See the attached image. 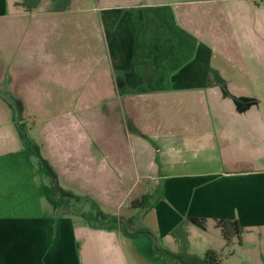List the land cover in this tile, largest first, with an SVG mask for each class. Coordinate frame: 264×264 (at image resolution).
<instances>
[{"label":"crops","instance_id":"crops-1","mask_svg":"<svg viewBox=\"0 0 264 264\" xmlns=\"http://www.w3.org/2000/svg\"><path fill=\"white\" fill-rule=\"evenodd\" d=\"M28 2L0 0V18L31 12ZM258 7L253 0H94L88 15L92 11L98 22L101 64L96 65L94 56L80 58L75 66L80 74L72 76L69 87L73 95L70 105H89L80 98L86 87L106 93L99 98L104 103L119 105L117 100L125 120H131L136 152L128 149L127 139L119 137L118 141L114 135L90 139V145L96 143L98 150L86 154L93 185L87 200L96 203L97 196L110 200L115 196L111 192L122 190L116 201L118 209L133 188L144 182L131 207L133 201L148 195L142 207L134 208L152 212L155 230L146 226L147 234L157 231L155 234L165 238L184 223L209 221L230 225L242 241L244 237L261 238L264 12L260 17ZM36 11L49 12L43 6ZM212 22L227 26L231 30L227 38L239 43V49L245 46L248 53L231 59L223 48L214 47L201 33L212 28ZM9 25L12 28H5V32L0 24V45L7 43L13 50L33 45V32L26 23ZM5 33L7 37L1 38ZM42 36L40 64L48 45L47 34ZM60 44L61 40L57 47ZM256 47L258 53L252 51ZM215 54L221 58L214 59ZM46 58V63L55 61ZM225 58L240 64V69L233 71L230 105H224V94L218 86L213 87L212 80L209 82L213 63L218 65ZM29 64L26 60L10 62L5 74L0 59V79L9 88L7 93L0 91V264H121L118 257V261H111L110 253L122 233L128 240L133 238V230L124 222H131L134 215L91 220L87 225L91 229L79 238L70 207L74 200L65 199L59 207L48 197V182L41 177L43 187L38 183L36 173H47L44 162L26 141L14 112L15 105H29L19 91H13L17 81L26 76ZM241 74L258 85L243 84ZM101 81L105 91L99 89ZM75 131L71 130L69 139L78 145ZM124 133L128 134L126 130ZM72 150L73 146L68 157H76ZM63 157L67 154L60 155ZM119 173L120 181L127 173L133 176L129 187L116 188L109 182ZM92 191L101 192L97 195ZM86 235L91 239L87 245ZM216 248L208 246L206 252L215 253ZM216 260L204 256L200 264H219Z\"/></svg>","mask_w":264,"mask_h":264},{"label":"rangeland","instance_id":"rangeland-1","mask_svg":"<svg viewBox=\"0 0 264 264\" xmlns=\"http://www.w3.org/2000/svg\"><path fill=\"white\" fill-rule=\"evenodd\" d=\"M28 1V8L31 12L12 18L1 17L0 24H2L1 28L5 29L10 27L9 24L18 23L16 26H22L26 23L33 32L31 36L33 45L15 50H13L12 45H7V43L0 45V59L5 64V74L10 62L16 64L26 60L27 64L30 63L25 72L26 76L23 79L20 78L13 88V91H19L23 97L29 100V105H15L14 112L20 126L25 130L26 141L34 148V151L36 150L37 155L44 162L43 168L47 171L45 176L39 171L36 173L39 185L41 184L43 187L41 180L43 177L48 182V197L59 207L65 199L67 201L74 200V205L70 207L73 208L72 218L78 227L77 237L81 238V233L90 228V226L87 228V225L90 224L91 220L94 221L103 216L113 218L117 216L116 218H119L121 215L132 214L134 215L132 221L124 222V225L133 230V238L128 240L124 237L127 235L122 233L123 236L121 235L120 240H115V245L110 253V260L113 262L118 261L119 258L121 264H188L186 261H198L197 264H200L204 256L205 258L207 256L206 248L215 246L217 247L214 250L215 255L206 259H217L219 264H264L263 230H261L260 239L256 236L244 237L242 241L239 233L230 225H213L209 221L207 223L203 221L194 222L188 226L184 223L183 226L167 234L165 238L155 234L157 231L145 233L149 231L146 226L155 230L152 212H142L140 210L142 208L134 209L137 207H131L132 198H136L140 190H143L144 182L133 188L131 196L124 198L121 207L118 209L116 201L121 196L119 191L122 190H116V193L111 192L110 194H115V196L109 197L110 200H106L105 196L104 198L97 196L96 203L86 199L93 188L90 174L87 173L89 170L86 167L88 163L86 154L98 150L95 146L96 143L93 142L90 145L89 140L100 135L102 139L104 136L114 135L118 141L119 137L124 141L127 139L128 149L135 153L134 134L129 122L131 120L129 118L128 122L125 120L117 100L116 103L119 105L104 103L103 99L99 100V98H103L106 93H99L98 89L90 87L84 88V94H81L80 97L89 105H70L72 102L70 98L73 95L70 93L71 88L69 87L72 85V76L77 77L80 74V71H77L78 68L75 67L80 58L88 57V55L94 56L95 61L97 60L96 65L101 64L99 60L103 51L99 43L98 22L96 17L91 15L92 11L88 15V9L92 10L94 0ZM253 2L259 4L258 15L263 17L264 0H253ZM41 6L49 12H42L41 14L36 11ZM53 8H57L58 11ZM83 9H85L84 12H81L80 10ZM93 13L96 14V12ZM40 27H42V32ZM3 31L7 32V29ZM43 32L47 34L48 41L45 51L46 57L49 56L55 61L46 63L44 60H48V58L45 57L40 64V53L44 40ZM201 33L210 39L214 47L223 48L224 53L231 59H236L243 53L246 54L248 50L241 45L239 49V43H234L230 38H227L231 30L217 22H212V28L204 29ZM3 37H7V34L1 36V38ZM55 37L56 39H54ZM240 38L242 39V36ZM57 39L61 40L60 47H57L59 41ZM253 49L252 51L259 52L257 47L256 50ZM57 57L60 61L57 60ZM216 57L221 58L215 54L214 59H217ZM234 61L236 63L229 59L218 61V65L213 63V75L209 79V82L212 80L213 87L214 85L218 86L224 94V105L231 104V83L235 78L233 71L237 72L240 69L238 60ZM236 65L239 68H236ZM72 70L75 72L73 73ZM245 73L247 74V72ZM239 78L245 85L248 83L258 85L257 81L252 80L253 78L242 74L239 75ZM3 80L0 79V91L7 93L9 88L7 83H3ZM101 83L99 89L105 91L103 82L101 81ZM118 96L120 97L121 94ZM212 101L215 105H221V103L216 102V99ZM209 103L214 105L211 101ZM0 105H2L1 102ZM71 130H77L73 134L78 135V140L75 139L78 145L69 139ZM125 130L128 134L124 133ZM71 146L74 147V151H72L76 157H68ZM63 154H67V157L61 159L60 155ZM133 168L132 162L131 169ZM100 177L98 176L97 179H101ZM105 177L106 175L103 174V180ZM119 178L120 173L113 175V181L109 179V182H113L116 188H126L129 187L133 176L127 173L121 181ZM92 192L99 195L101 191ZM100 200L107 204L104 205ZM77 221L79 223H76ZM86 236V240L81 239V241L85 240V245L91 240L88 235ZM79 238H77V246L80 247Z\"/></svg>","mask_w":264,"mask_h":264},{"label":"trees","instance_id":"trees-1","mask_svg":"<svg viewBox=\"0 0 264 264\" xmlns=\"http://www.w3.org/2000/svg\"><path fill=\"white\" fill-rule=\"evenodd\" d=\"M146 198H148V195H146V194L142 195V197L139 200L133 201L132 206L133 207H138V206L144 205L145 204L144 200ZM212 254H215V253L213 251H211V250H208L207 253H206V255H207L206 258H209V256H211Z\"/></svg>","mask_w":264,"mask_h":264}]
</instances>
